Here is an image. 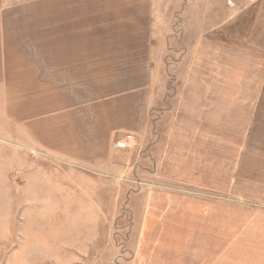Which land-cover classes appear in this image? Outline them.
<instances>
[{
    "label": "rangeland",
    "instance_id": "rangeland-1",
    "mask_svg": "<svg viewBox=\"0 0 264 264\" xmlns=\"http://www.w3.org/2000/svg\"><path fill=\"white\" fill-rule=\"evenodd\" d=\"M57 1L48 18L32 21L26 15L14 21V6H7L0 23L6 26L0 31V264H131L135 228L127 193H191L147 177L151 161L144 156L158 142L172 97L184 93L255 97L252 140L263 143L256 151L263 162L247 175L264 192V54L251 47L264 42L255 37L264 29V6L233 0L210 13V0H165L170 12L155 7L148 52L142 39H133L132 48L125 34L106 37L114 23L98 31L93 22L86 36L72 38L81 23L66 22V6ZM192 11L198 20L191 23ZM141 23L115 29L126 33ZM190 26L201 34L198 49L212 50L185 53ZM72 42L84 52L72 53ZM72 142L104 149L69 150Z\"/></svg>",
    "mask_w": 264,
    "mask_h": 264
},
{
    "label": "crops",
    "instance_id": "crops-1",
    "mask_svg": "<svg viewBox=\"0 0 264 264\" xmlns=\"http://www.w3.org/2000/svg\"><path fill=\"white\" fill-rule=\"evenodd\" d=\"M164 1L58 0L60 3L57 4L66 6V22L81 23L70 34L72 38L78 33L79 38L86 36L87 29L91 31L94 26L99 31L104 22L117 23L114 28L111 25L112 28L106 30V37L120 38L125 34L124 37L130 39L123 43L132 48L136 44L133 39H142L144 51L150 52L154 36L151 21L153 15L159 16L155 7H163V15L167 14L166 11L170 12L165 4H161ZM210 1L209 5L213 7L211 13L215 5L226 6V2L231 5L238 0ZM55 2L0 0V23L7 21V6H14V21H21L22 15L32 21L36 16L48 18ZM256 2L264 6V0ZM197 15L192 11L186 21L192 23L198 20ZM209 19L206 22L214 21ZM51 20H54L53 17ZM135 21L142 22L140 29H136L141 30L138 34L134 33L136 30L128 29L124 33L123 29H115L119 24L124 27V23ZM4 28L6 26L0 24V31ZM189 28L193 33L185 53L197 54L201 50L202 54H206L213 49H198L197 39L201 34L198 29ZM88 36L96 37L95 34ZM255 37L263 40L264 29L260 27V34H255ZM72 44H75L70 46L72 53L84 52L76 42ZM251 47L256 49L257 54H264V42H256ZM0 54H3L1 50ZM2 59L0 57V63ZM148 64L151 65V62ZM186 82L185 86L188 85ZM172 98L175 102L169 105V112L158 133V142L154 143H157L155 148L144 152V156L151 161V167H146L149 171L147 177L183 184L197 193L155 189L127 193L135 228L131 264H264V192L260 193L257 182L248 179L247 175L249 167L250 172L253 171L255 162H263V158H258L256 153L263 148V143L252 140L257 137L256 114L259 111L255 97H189L184 93L183 97ZM132 139H129L130 143H133ZM68 146L69 150L104 149V145L95 147L81 145V142L77 145L72 142ZM258 155L261 157V153ZM38 193L36 197L43 196ZM47 194L44 195L46 198L53 197ZM134 201L138 209L134 207Z\"/></svg>",
    "mask_w": 264,
    "mask_h": 264
},
{
    "label": "built area",
    "instance_id": "built-area-1",
    "mask_svg": "<svg viewBox=\"0 0 264 264\" xmlns=\"http://www.w3.org/2000/svg\"><path fill=\"white\" fill-rule=\"evenodd\" d=\"M162 182H164V183H162ZM162 182L160 181V183L162 184L161 185L162 187H167V188H170V189H178V190H182V191H186V192H191V193H197V191L195 189L190 188V187H184V186H181L180 184L177 185V184L168 183V182H165V181H162ZM149 184L150 185L151 184L158 185L157 183H154V182H150Z\"/></svg>",
    "mask_w": 264,
    "mask_h": 264
}]
</instances>
